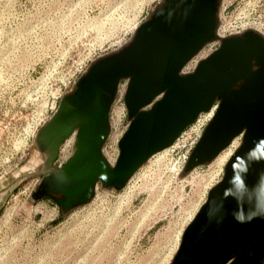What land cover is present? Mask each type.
Segmentation results:
<instances>
[{"label":"water","instance_id":"obj_1","mask_svg":"<svg viewBox=\"0 0 264 264\" xmlns=\"http://www.w3.org/2000/svg\"><path fill=\"white\" fill-rule=\"evenodd\" d=\"M222 1L164 0L128 43L91 63L36 135L45 164L34 201L50 199L67 213L91 203L99 185L125 189L152 157L216 107L184 172L211 164L236 138L241 145L172 264H264V34L249 29L219 37ZM216 41L219 47L184 73ZM124 81L129 127L112 165L103 151ZM73 134V155L55 168Z\"/></svg>","mask_w":264,"mask_h":264},{"label":"rangeland","instance_id":"obj_2","mask_svg":"<svg viewBox=\"0 0 264 264\" xmlns=\"http://www.w3.org/2000/svg\"><path fill=\"white\" fill-rule=\"evenodd\" d=\"M163 1L0 0V178L10 187L0 215V264H172L241 137L227 160L221 156L231 146L188 173L180 153L161 152L125 189L99 185L91 203L67 213L50 199L32 198L45 164L37 125L51 119L81 72L128 43ZM220 17L223 25L248 23L264 34V0H223ZM126 88L124 81L118 99ZM75 139L61 146L55 168L73 155ZM114 145L103 151L113 164Z\"/></svg>","mask_w":264,"mask_h":264},{"label":"built area","instance_id":"obj_3","mask_svg":"<svg viewBox=\"0 0 264 264\" xmlns=\"http://www.w3.org/2000/svg\"><path fill=\"white\" fill-rule=\"evenodd\" d=\"M220 19H221V17H220ZM248 27H249L248 23L240 24V26H235L232 23H230L229 25H223L220 22V26L218 29V35L221 38H225V37H228L231 35L243 33L244 31L249 30ZM207 46L211 47V51H209V53L205 55L206 57H208L211 53H213L219 47V41L210 43ZM200 53L198 54V56L200 55ZM198 56H196V57H198ZM206 57H204V58H206ZM204 58H202V59H204ZM202 59H200V60H202ZM194 60H195V58L191 62H193ZM200 60H198L196 62L195 66H191L192 64L190 62L184 68V70H183L184 73L192 72ZM83 72H81L80 75H83L84 74ZM79 76L77 77V80L79 79ZM75 83H76V80H74L73 84H75ZM119 92H120V90H119ZM117 99H118V97H117ZM117 99H116V101L113 105V108L111 110L112 111L111 112L112 114L110 115L111 133H110L109 139L107 141V143L111 142V144H115L114 146H110L113 149L114 153L116 154V159L115 160L113 159L115 162L117 161L119 154H120L119 142L129 127L128 111L126 110L124 97L122 95V97H120L118 100ZM56 110H57V102L55 103V105L51 109V112L53 113V115L56 112ZM215 111H216V107L213 108L208 113L201 114L199 116V118L196 120V122L193 125H191L189 128H187L182 133V135L176 141V143L171 148L167 149V151H172V152L176 151V153L177 152H178V154L180 153L179 163L181 165L184 166L187 164V161H188L192 151L194 150L195 146L199 142L205 128L207 127V125L209 124L211 119L213 118ZM210 113H213V115L210 118H208L207 114H210ZM47 120H48V117H45L44 119L41 120V122L37 125L36 129L34 130V134H36V132L39 131L40 127H42L46 122H48ZM107 143L105 145H107ZM104 149H105V147H104ZM60 153H61V149H60ZM104 155H105V153H104ZM59 156H60V154H59ZM105 157L111 163L112 159L109 158V156H107V155H105ZM111 164L114 165L113 163H111Z\"/></svg>","mask_w":264,"mask_h":264},{"label":"crops","instance_id":"obj_4","mask_svg":"<svg viewBox=\"0 0 264 264\" xmlns=\"http://www.w3.org/2000/svg\"><path fill=\"white\" fill-rule=\"evenodd\" d=\"M5 181L6 180H4L3 178H0V215L3 211V207L5 206L7 197L10 193V187H8Z\"/></svg>","mask_w":264,"mask_h":264},{"label":"bare ground","instance_id":"obj_5","mask_svg":"<svg viewBox=\"0 0 264 264\" xmlns=\"http://www.w3.org/2000/svg\"><path fill=\"white\" fill-rule=\"evenodd\" d=\"M213 115V113L207 114V117L210 118ZM236 144V140H234V142L231 145V148L228 150V152H225L224 155L225 156H221L222 157V161H224L225 159L227 160L228 157H230V155L232 154V148L235 146ZM220 157V159H221Z\"/></svg>","mask_w":264,"mask_h":264}]
</instances>
